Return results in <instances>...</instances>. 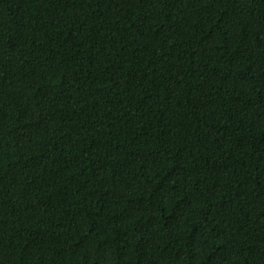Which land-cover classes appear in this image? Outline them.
<instances>
[{
    "label": "trees",
    "instance_id": "obj_1",
    "mask_svg": "<svg viewBox=\"0 0 264 264\" xmlns=\"http://www.w3.org/2000/svg\"><path fill=\"white\" fill-rule=\"evenodd\" d=\"M0 264H264V0H0Z\"/></svg>",
    "mask_w": 264,
    "mask_h": 264
}]
</instances>
